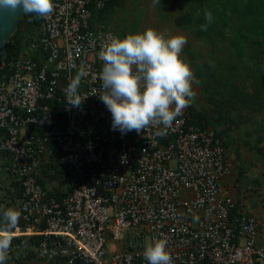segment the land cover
Wrapping results in <instances>:
<instances>
[{"label":"built area","instance_id":"1","mask_svg":"<svg viewBox=\"0 0 264 264\" xmlns=\"http://www.w3.org/2000/svg\"><path fill=\"white\" fill-rule=\"evenodd\" d=\"M105 2L53 0L5 65L0 151L19 187L6 202L21 213L13 237H38L39 264H148L145 244L161 235L172 264H264L262 225L229 194L231 162L213 129L181 111L167 129L121 134L98 95L67 104L81 69V95L101 86L99 52L114 35L95 14Z\"/></svg>","mask_w":264,"mask_h":264},{"label":"clouds","instance_id":"2","mask_svg":"<svg viewBox=\"0 0 264 264\" xmlns=\"http://www.w3.org/2000/svg\"><path fill=\"white\" fill-rule=\"evenodd\" d=\"M0 10L11 13L19 10L24 15L47 18L54 11V3L53 0H0ZM204 17L207 23L200 26L201 31H207V25L213 21L208 10L204 11ZM186 43L183 36H166L153 28L126 34L123 38L109 34L99 52L103 61L100 88L81 95L79 87L84 74L81 69L65 89L67 104L79 108L88 96L98 95L111 113L112 129L121 134L133 130L140 133L150 125H163L167 129L181 110L189 106L194 95L192 84L198 83L189 64L181 59ZM20 217V211L15 208L0 209V264H6L13 238L36 237L38 240L37 236L13 237ZM167 244L163 235L146 242L143 256L148 264H172ZM33 246L30 247L33 257L27 261L39 264L35 260L36 246Z\"/></svg>","mask_w":264,"mask_h":264},{"label":"trees","instance_id":"3","mask_svg":"<svg viewBox=\"0 0 264 264\" xmlns=\"http://www.w3.org/2000/svg\"><path fill=\"white\" fill-rule=\"evenodd\" d=\"M203 1L202 4H197L195 8H192L195 9L196 14L186 12L185 8L188 9V6H186L183 8L181 16L171 17V20L176 28L191 31L192 37H195V39L208 40L207 42L212 49L214 48L211 39L212 34L218 32L221 36L223 33L222 38L232 51V55L229 57H232L233 61L227 67L225 61L214 60V62H211L210 60L206 61V58L202 63L197 64L194 60L196 56L201 54L191 55L189 46L185 45L183 47L182 54H185V57L181 56V59L195 64L192 72L195 81H198V83H193L202 86L203 90H209L208 95L204 97L205 103L203 105L205 107L196 112L195 108L189 105L182 109L183 116L189 122L201 127H212L211 129L222 140L225 150L234 146L233 139L230 137V133L234 131L233 128H236V130L241 129L244 131L245 146L254 150L260 157H264V120L261 118V115L264 117V0ZM160 3L167 6L165 0H160ZM120 4L123 5L124 0H106L102 10L95 14L98 19L103 20V13L109 6H120ZM178 9L180 8L178 7ZM205 10L212 13L213 21L207 25V31H201L200 26L207 23L204 17ZM229 10L231 15H235V20L227 13ZM159 15L163 17L161 11H158V17ZM40 19L35 15L23 14L16 31L13 32L6 43L7 54L3 66L0 68V78L4 76L5 65L21 53L24 45L21 42L23 37L21 26L27 25L35 30ZM193 26L195 28L192 29ZM225 28L227 29L226 33L223 32ZM199 67H201L200 70ZM206 69L208 70L206 71ZM239 69H244V74H238L237 70ZM226 73L228 81L222 83L223 86H227L225 87L224 98L217 104L215 98H210V88L214 84H220L221 75ZM209 105L212 108L211 113L206 110ZM215 124L221 126V129H215ZM245 126L250 127L251 130H248ZM1 157H5L7 160L6 164L3 165L5 169L9 155L0 151ZM55 170L59 173L62 169L60 166H55ZM40 183L44 184L43 181ZM18 188L17 182H14V180L9 182L8 186L5 184L0 186V190L4 195L3 198L0 197V209L10 207L5 198L19 195ZM37 241L36 237L13 238L6 264H29L27 260L33 257V249H30V247L32 245L35 247Z\"/></svg>","mask_w":264,"mask_h":264},{"label":"rangeland","instance_id":"4","mask_svg":"<svg viewBox=\"0 0 264 264\" xmlns=\"http://www.w3.org/2000/svg\"><path fill=\"white\" fill-rule=\"evenodd\" d=\"M165 1L167 6H164L165 4L162 3L159 4V2H155V0H124L123 5L109 6V8H107L103 13L102 22L111 27L114 35L120 38H123L126 34L142 33L148 28H153L158 32L164 33L166 36H183L187 41L185 45L189 46L190 54L194 56L201 54L200 56H196L194 60L197 64L202 63L206 58V61L210 60L211 62H214V60L225 61V66L227 67L229 63L233 61L232 57H229L232 55V51L227 47L226 41L222 38L224 36L223 33L221 36L218 32L212 34L214 36L211 37L214 47L212 49L211 45L207 42L208 40L203 41L195 39V37H192L191 31H183L181 28H176L171 20V17L181 16V12L186 6H188V9L187 7L185 8L186 12L196 14L195 9L192 8H195L197 4H202L204 2L203 0ZM217 1L225 2L226 0ZM178 7L180 9H178ZM158 11L163 13V17L159 15L160 19H163L162 21L158 17ZM227 13L235 20V15H231L230 10L227 11ZM193 28H195V26H193L192 29ZM20 29L21 33H23L21 42L25 45V43L35 35V30L27 25L21 26ZM223 32L226 33L227 29H223ZM181 56L184 58L185 54L181 53ZM185 62L188 63L191 70H193L195 64L186 60ZM200 68L201 67H199V70ZM207 70L208 69H206V71ZM237 71L238 74H244L245 72L244 69H239ZM227 77V73L221 75L220 84H214V86L210 88V98H215L217 104L224 98L225 87L227 86H223L222 83L228 81ZM192 91L194 95L189 105H192L196 112H199L205 107L203 105L205 103L204 97L208 95L209 90H203L202 86L193 83ZM206 110L208 113L212 112L210 105L206 107ZM261 118L264 120L263 115H261ZM214 126L215 129H221V126L218 124ZM245 128L251 130L248 126H245ZM233 130L234 131L230 133V137L233 139L232 143L234 146L225 150V156H228L232 165L229 169L230 176L228 178V181L232 180V185H229V187H233L235 192L229 191V194L236 201L245 206L244 211L246 213L251 214L261 223L260 238L264 241V157H260L254 150L245 146L244 131L239 128L237 130L233 128ZM6 162L7 160L5 157L0 158V186L2 184L8 186L9 182L14 179L13 174L7 172L3 167ZM225 182L227 183L226 180ZM0 196H4L2 190H0ZM238 202L237 204L240 206ZM106 244V248L111 251L112 246H114L112 245L113 243L107 239Z\"/></svg>","mask_w":264,"mask_h":264},{"label":"water","instance_id":"5","mask_svg":"<svg viewBox=\"0 0 264 264\" xmlns=\"http://www.w3.org/2000/svg\"><path fill=\"white\" fill-rule=\"evenodd\" d=\"M22 17L23 14L19 10L16 13L0 10V67L7 54L6 43Z\"/></svg>","mask_w":264,"mask_h":264},{"label":"crops","instance_id":"6","mask_svg":"<svg viewBox=\"0 0 264 264\" xmlns=\"http://www.w3.org/2000/svg\"><path fill=\"white\" fill-rule=\"evenodd\" d=\"M230 184H232V181H229Z\"/></svg>","mask_w":264,"mask_h":264},{"label":"flooded vegetation","instance_id":"7","mask_svg":"<svg viewBox=\"0 0 264 264\" xmlns=\"http://www.w3.org/2000/svg\"><path fill=\"white\" fill-rule=\"evenodd\" d=\"M18 26V25H17ZM17 28V27H16Z\"/></svg>","mask_w":264,"mask_h":264}]
</instances>
